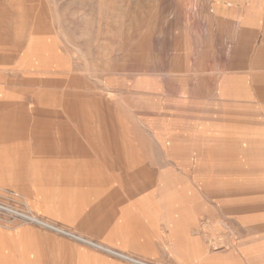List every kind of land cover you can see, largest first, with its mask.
<instances>
[{
  "label": "rangeland",
  "instance_id": "rangeland-1",
  "mask_svg": "<svg viewBox=\"0 0 264 264\" xmlns=\"http://www.w3.org/2000/svg\"><path fill=\"white\" fill-rule=\"evenodd\" d=\"M23 214L264 264V0H0V226L93 246Z\"/></svg>",
  "mask_w": 264,
  "mask_h": 264
},
{
  "label": "crops",
  "instance_id": "crops-1",
  "mask_svg": "<svg viewBox=\"0 0 264 264\" xmlns=\"http://www.w3.org/2000/svg\"><path fill=\"white\" fill-rule=\"evenodd\" d=\"M40 149V148H39ZM65 149V148H63ZM61 161L73 162L70 158L75 152L71 148L62 152ZM57 154V153H55ZM87 166L88 159L85 158ZM89 167V166H88ZM87 168V167H85ZM40 218V217H39ZM41 219V218H40ZM43 220V219H42ZM50 223V221H47ZM52 224V223H50ZM54 225V224H52ZM56 226V225H54ZM59 227V226H56ZM67 232L81 235L72 229L59 227ZM56 230V229H55ZM58 231V230H57ZM63 233V232H61ZM64 234V233H63ZM66 235V234H65ZM84 237V236H83ZM86 238V237H85ZM93 242V241H92ZM96 244L105 246L116 252L144 251L149 252L144 258H134L147 263H153V249L147 244L130 245L108 238L105 241H95ZM93 245V244H92ZM96 246V247H94ZM139 246V247H138ZM123 254V253H122ZM150 254V255H149ZM0 264H138L133 261L123 259L105 251L97 245L71 242L59 238L57 234L43 230L35 226H0ZM154 264V263H153Z\"/></svg>",
  "mask_w": 264,
  "mask_h": 264
},
{
  "label": "bare ground",
  "instance_id": "bare-ground-1",
  "mask_svg": "<svg viewBox=\"0 0 264 264\" xmlns=\"http://www.w3.org/2000/svg\"><path fill=\"white\" fill-rule=\"evenodd\" d=\"M30 36V35H29ZM29 40V39H28ZM28 42V41H27ZM9 101H11V100H9ZM103 136V135H102ZM94 139V138H93ZM105 140V139H104ZM108 145V144H107ZM105 147V146H104ZM129 154H131V153H129ZM24 216L23 217H25L26 219H28L29 221H31V222H33V223H39V224H43V225H46L47 227H53L54 229H56V230H58V231H60V232H63L64 234H66L67 236H69V237H72V238H76V239H78V240H81V241H83V242H87V243H90V244H93V245H97L98 247L100 246L101 248H103L105 251H107V252H110V253H112V254H116V255H119V256H122V255H125V254H122V253H120V252H116V251H113V250H111V249H109V248H107V247H105V246H102V245H100V244H96L95 242L94 243H91L92 241H90V240H88V238H85V237H83V236H80V235H77V234H74V233H70V232H67V231H65V230H63V229H60L59 227H56V226H54V225H52V224H50V223H48L47 221H45V220H42V219H40L39 217H37V216H35V215H33V214H23ZM130 258V257H129ZM132 259V258H131ZM133 260H135V259H133ZM143 263V262H142ZM145 264V263H144Z\"/></svg>",
  "mask_w": 264,
  "mask_h": 264
},
{
  "label": "built area",
  "instance_id": "built-area-1",
  "mask_svg": "<svg viewBox=\"0 0 264 264\" xmlns=\"http://www.w3.org/2000/svg\"><path fill=\"white\" fill-rule=\"evenodd\" d=\"M127 258V257H126ZM133 260V259H132ZM133 262H135V263H138V264H142L141 262H140V260L138 261V260H133ZM143 262V261H142ZM145 264H150V263H145Z\"/></svg>",
  "mask_w": 264,
  "mask_h": 264
}]
</instances>
